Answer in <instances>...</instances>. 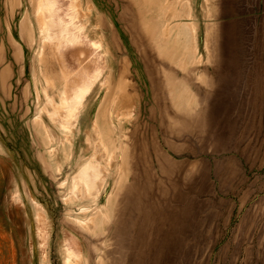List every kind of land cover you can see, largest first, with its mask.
Instances as JSON below:
<instances>
[{"label": "rangeland", "instance_id": "1", "mask_svg": "<svg viewBox=\"0 0 264 264\" xmlns=\"http://www.w3.org/2000/svg\"><path fill=\"white\" fill-rule=\"evenodd\" d=\"M163 1L80 0L97 51L65 64L103 69L67 128L35 0H0V264H264V0Z\"/></svg>", "mask_w": 264, "mask_h": 264}, {"label": "bare ground", "instance_id": "2", "mask_svg": "<svg viewBox=\"0 0 264 264\" xmlns=\"http://www.w3.org/2000/svg\"><path fill=\"white\" fill-rule=\"evenodd\" d=\"M63 1L35 0V12L37 13L39 29L40 33L42 34L40 43L42 52L40 51L38 55L39 77L42 79L49 92L51 90H57L60 93L59 101L58 103H55L52 96L49 95L47 91H45L48 105L53 106V111L50 114L48 113V116L52 121L57 122L60 126L69 128V126H72L77 122L79 113L83 107V102L87 94L91 91L93 84L96 82L102 72L103 60L98 54L99 51L98 53L91 51L89 54L87 52V55L84 56V59H80L82 61L81 64L87 63L86 66L88 67V65H91L92 63L94 68L89 70L86 66H83L79 73L76 71L74 73L75 75H72L73 73L71 74V71H69L71 68L68 69L67 65L65 64L67 57L70 55V57L76 56L77 54L81 55L88 44H90L92 47V45H95L96 43L93 42L88 31H86L87 23H85V20L87 12L83 9L80 0H68V2L66 0L67 3H64ZM160 10L167 11L169 18L173 16L171 10L168 8V5L164 3V1L160 4ZM173 25L171 26L170 24L169 26L167 25L165 27L166 33H176L179 31L178 26L173 28ZM183 46V56L187 59H191L193 54L195 55L194 46L189 43H186ZM46 47L53 53L52 55L59 60L61 66L58 71L52 70L44 65L46 58L43 50ZM95 47L92 48L96 50L97 48L95 49ZM78 55L77 57H74L76 58L75 60L79 59ZM82 56L79 57L82 58ZM119 111L120 109L118 112ZM99 147H102L103 156H106L107 158V167L101 165L99 162L89 161L83 168H81L79 175H76V177L74 176L73 179L75 180L76 178V182L74 184L72 193L79 195L85 192H99L102 179L106 172L109 171V167L113 164V155H111L109 147L106 145V140L100 136ZM97 157L94 158L96 159ZM117 182L118 180L116 183ZM89 193H87L88 196H90ZM76 246L77 245H74V247ZM70 257H67L65 264L73 263L71 262ZM74 260L77 261V259Z\"/></svg>", "mask_w": 264, "mask_h": 264}]
</instances>
